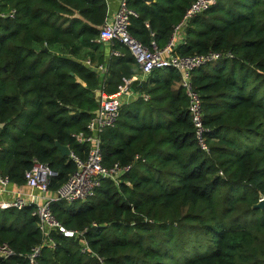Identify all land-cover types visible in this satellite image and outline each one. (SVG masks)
I'll return each mask as SVG.
<instances>
[{
    "label": "trees",
    "instance_id": "16d2710c",
    "mask_svg": "<svg viewBox=\"0 0 264 264\" xmlns=\"http://www.w3.org/2000/svg\"><path fill=\"white\" fill-rule=\"evenodd\" d=\"M191 1L127 0L130 35L161 48ZM106 9L105 0H0V174L10 184L22 185L35 159L54 173V192L74 170L54 142L84 157L71 133L84 129L97 89L112 94L133 73L121 44L109 46L119 56L96 52ZM209 50L233 55L191 73L208 154L195 144L178 74L152 70L132 82L147 101L122 104L100 135L102 163L130 170L85 201L49 203L104 264H264V207H254L264 200V0H218L188 20L172 54ZM95 52L103 77L79 60ZM33 208L0 209V244L14 251L0 264H28L40 240ZM52 237L35 264H98L74 238Z\"/></svg>",
    "mask_w": 264,
    "mask_h": 264
},
{
    "label": "built area",
    "instance_id": "2783aa9c",
    "mask_svg": "<svg viewBox=\"0 0 264 264\" xmlns=\"http://www.w3.org/2000/svg\"><path fill=\"white\" fill-rule=\"evenodd\" d=\"M218 0H192L180 20L172 27L171 35L167 43L161 48L157 47L153 40L146 46L132 37L128 31L130 18L136 17L133 9L127 5V0H119L115 11L110 15L106 9V18L101 25L97 41L106 42L111 46L113 42L121 44L130 56L133 63L138 67L142 75H148L152 70L170 67L175 70L179 77V85L186 98V111L192 126V134L197 148L208 154L209 148L204 136L202 124V105L198 92L191 80L193 70L215 60L230 59V51H207L201 54L177 55L172 54L173 48L180 41L179 33L182 32L188 20L208 9ZM13 10H9L6 16H12ZM5 14L0 12V17ZM110 55L119 56L121 53L116 49L109 50ZM90 66L88 59L84 60ZM102 69L101 65L97 66ZM136 78L122 77L116 92L105 94L102 88L97 89V106L91 117L81 131L71 133L73 140L84 147V157L72 153L69 150L68 157L74 164V170L68 174L66 180L54 191L47 190L48 180L54 174L49 167L32 160L31 166L23 172V186L26 191L10 189V182L6 175L0 174V209H21L27 204L34 206L31 215L35 217V225L40 235L39 243L31 247L24 254L28 264H35L36 257L41 248L55 246L52 233H58L77 240L78 251L94 257L98 264H104L102 257L89 249V246L79 230L65 229L53 216L49 203L51 201H85L94 196L101 181L107 179L114 184L120 177L130 170L131 164H119L113 162L110 165L102 163L101 133L112 127L118 117L119 107L127 98H140L145 101L148 95L144 92L131 88ZM141 81V80H140ZM138 155L134 159H138ZM143 160V159H141ZM9 198H3V196ZM263 198H258V202ZM14 255V251L6 244H0V257L3 259Z\"/></svg>",
    "mask_w": 264,
    "mask_h": 264
},
{
    "label": "crops",
    "instance_id": "0c3cea01",
    "mask_svg": "<svg viewBox=\"0 0 264 264\" xmlns=\"http://www.w3.org/2000/svg\"><path fill=\"white\" fill-rule=\"evenodd\" d=\"M105 2H106V6H107L108 14L110 15L113 11L116 10V8H117V6H118V2H119V0H105ZM182 35H183V30H182V32L179 33V37L181 38ZM99 45H100V47H99L98 50H96V52L100 51L101 54H102L103 56H110V53H109V46L107 45V43H106V42H100ZM96 52H95V54H94V55H95V58L93 59V61H90V60H89L88 55H85V56L81 57V59H79V60H81V61L83 62L84 65H86V64L84 63V60L88 59V60L90 61V66H88V67H90L91 69H93V70H95V71H97V72H100V77H101V75H102V77H103V75H104L103 71H104V68H105V61H102V62L98 63V62H97V57H96V56H97V55H96ZM98 65H101V66H102V69H98V68H97ZM86 66H87V65H86ZM129 67L131 68V70H132V72H133V73L131 74V76L134 77V78H136V80H137L138 82H143V81L146 80V78L148 77L147 75H146V76H145V75H142V74L140 73L138 67L135 66L134 63H130V64H129ZM140 80H141V81H140ZM131 88L134 89V85H133V84H131ZM95 93H96V92H95ZM136 99H137V98H127L126 100H124V103H123V104L133 102V101L136 100ZM142 101H143V100H142ZM145 101H147V100H145ZM143 102H144V101H143ZM9 187H10V189H13V190H16V191H21V192L26 191V188H25V186H23V185L16 186V185H12V184H10ZM0 198H1V196H0ZM3 198H9V197L5 195V196H3Z\"/></svg>",
    "mask_w": 264,
    "mask_h": 264
},
{
    "label": "water",
    "instance_id": "95a60500",
    "mask_svg": "<svg viewBox=\"0 0 264 264\" xmlns=\"http://www.w3.org/2000/svg\"><path fill=\"white\" fill-rule=\"evenodd\" d=\"M144 1H148V0H144ZM54 146L56 147V149L58 150V152L60 153L61 156H68L69 155V148L66 145H61L57 142H54ZM256 208H261L264 207V200L263 201H259L255 204ZM3 260L2 257H0V262Z\"/></svg>",
    "mask_w": 264,
    "mask_h": 264
},
{
    "label": "rangeland",
    "instance_id": "374dc122",
    "mask_svg": "<svg viewBox=\"0 0 264 264\" xmlns=\"http://www.w3.org/2000/svg\"><path fill=\"white\" fill-rule=\"evenodd\" d=\"M229 66V63H226V68ZM29 111V110H28Z\"/></svg>",
    "mask_w": 264,
    "mask_h": 264
}]
</instances>
